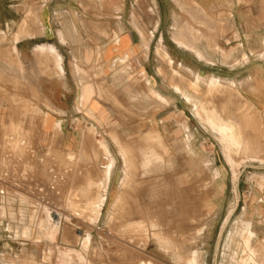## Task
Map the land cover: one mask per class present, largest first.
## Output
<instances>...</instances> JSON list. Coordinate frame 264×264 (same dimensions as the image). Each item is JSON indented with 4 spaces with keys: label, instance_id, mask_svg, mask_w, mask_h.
<instances>
[{
    "label": "crops",
    "instance_id": "1",
    "mask_svg": "<svg viewBox=\"0 0 264 264\" xmlns=\"http://www.w3.org/2000/svg\"><path fill=\"white\" fill-rule=\"evenodd\" d=\"M190 4L184 22L179 14L184 8L177 0H0V37L13 31L11 46H0V139L6 135L3 126L13 122L16 132L8 136L41 139L29 152L44 155L43 162L53 149L52 138L62 141L65 155L80 150L81 135L73 128L77 120L85 126L94 124L102 136L111 130L118 137H138L137 132L146 129L163 136L179 111L167 91L180 95L177 88L181 87L175 85L182 81L168 79L170 70L157 54L159 49L180 76L184 69L196 79L202 76L194 69L197 58L215 67L207 77L210 93L224 86L228 100L235 91L245 104L264 109V0H192ZM28 10L34 12L33 21L26 17ZM200 10L208 11L207 49L182 29L184 25L203 28L197 24ZM26 28L29 35H23ZM200 34L197 29L196 36ZM135 70L141 77L137 82L131 79ZM12 79L14 85L9 84ZM151 88L163 101L151 95ZM34 106L38 111L34 112ZM114 121L122 125L115 127ZM24 143L15 146L22 150ZM244 143L243 152H248L250 145ZM3 153L0 148V160ZM6 165L0 166L3 177L11 173ZM239 185L248 187L243 180ZM19 202L0 193V213H7V205L19 207ZM32 208L34 213H46L44 205ZM245 222L250 223L252 236L248 244L244 236L236 235ZM172 250L164 249L165 263L168 255L178 260ZM196 250L201 252L200 264H243L245 257L264 264V213H225L213 241L199 243Z\"/></svg>",
    "mask_w": 264,
    "mask_h": 264
},
{
    "label": "rangeland",
    "instance_id": "2",
    "mask_svg": "<svg viewBox=\"0 0 264 264\" xmlns=\"http://www.w3.org/2000/svg\"><path fill=\"white\" fill-rule=\"evenodd\" d=\"M177 1L184 8L179 14L183 15L185 22L190 13V9L185 8L190 7L192 0ZM33 13L32 10L26 11L29 21L34 20ZM197 17L198 26L203 28L196 27L192 30L184 25L182 29L193 37L195 43L197 38L200 46L207 49L210 38L208 11L200 10ZM197 29L201 34L196 36ZM168 31L172 30L168 27ZM12 32L6 31L7 36L0 37V46H11L12 38L9 34ZM29 34V30H24L23 35ZM19 36L17 34L15 37ZM6 53L10 55L9 48ZM157 54L168 65V79L174 82L175 77H178L182 81L181 85H175L181 87L177 88L180 95L172 90L167 91L171 101L175 99L177 102L179 111H176L178 115L173 116L176 120L168 123L167 132L162 133L163 136L154 130L147 132V129L138 131V137H118L111 130L102 136L98 135L94 124L88 123L85 126L83 121L77 120L73 123V128L81 135L77 139L80 150L72 152L73 155H65L62 141L55 138L50 143L53 148L51 153L41 162L44 155L34 156L29 152L31 146L36 147L41 139L20 138L26 142L23 144L26 147L21 150L15 145L22 141L8 136V133L14 134L17 127L13 122L3 126L6 135L0 139V148L4 151L0 166H11L10 175L13 176L1 187L6 188L9 196L19 198L20 206L7 205V213H0V264H57L59 258L65 259L66 264H137L146 259H151L155 264H191L195 252L201 257V252L196 250L198 244L213 241L215 228L224 224L225 213H264V185H261L264 179V109L250 103L245 104V100L235 91L228 100V89L224 86H219L210 93L207 77L215 68L211 64L196 58L194 69L204 77L200 80L194 77L193 72L185 69L180 76L173 71L172 63L163 57L162 49ZM219 70L223 74V69ZM140 78L135 70L131 76L132 81L137 82ZM147 79L145 76L144 81ZM192 81L196 89H193ZM9 84L14 85L15 81L12 79ZM185 90H190L203 100L199 113L202 119L195 112L200 121L195 117L191 101L186 100L182 94ZM153 91L151 88L153 97L163 99ZM34 110L38 111L36 106ZM34 114L37 116L38 113ZM89 115L95 118L94 115ZM210 121L230 125L229 133L226 131L230 136L226 138L233 165L223 149L221 134L208 123ZM112 124L115 127L122 125L118 121ZM208 128L215 131L218 137ZM244 140L250 145L248 152H243L246 150ZM101 146L110 151L115 159V166L109 187L102 193L105 199L100 215L92 222L90 220L96 213L93 207L95 196L99 195L98 181L102 174L99 168V160L103 154L99 150ZM122 151L129 160L127 169ZM160 151L168 163L141 176V163L146 165L148 154H157ZM51 166L55 167H52V174L48 172ZM125 171L129 172V179L127 176L123 177ZM0 177L2 178L1 175ZM241 180L248 187H241ZM31 194L39 199L36 202L31 201ZM21 197L24 202L29 200L25 205L29 209L39 204L40 208L44 205L45 209L50 208L59 213L61 223L54 240L45 239L49 227L45 213H34L31 221L30 213L23 215L16 212L25 207ZM13 201L15 200L11 202ZM30 202L38 204L30 207ZM137 220L143 221L141 231L126 230L130 221ZM246 223L249 227H242L243 230L236 235L244 236L245 242L250 243V223L245 222L243 225ZM29 224L32 229L30 235H26L24 227ZM160 232L164 236L163 243L154 235ZM87 237L90 241L85 246L84 240ZM165 248L177 252L179 261L168 255L165 263ZM250 252L256 256L255 250ZM231 259L235 260L234 257ZM253 263L255 262L251 258L245 257L243 260V264Z\"/></svg>",
    "mask_w": 264,
    "mask_h": 264
},
{
    "label": "bare ground",
    "instance_id": "3",
    "mask_svg": "<svg viewBox=\"0 0 264 264\" xmlns=\"http://www.w3.org/2000/svg\"><path fill=\"white\" fill-rule=\"evenodd\" d=\"M37 18V17H36ZM23 25H25V24H23ZM27 29V28H26ZM29 29V28H28ZM20 35V34H19ZM16 39L15 40H17V38L18 37H15ZM183 42V41H182ZM184 43V42H183ZM184 46H186V45H184ZM188 46V45H187ZM190 48V47H189ZM192 48V47H191ZM42 49V48H41ZM43 49H45L46 50V48L45 47H43ZM48 50H50L49 48H47ZM194 50V49H193ZM54 51V50H53ZM46 53V52H45ZM51 53V52H50ZM201 55V54H200ZM51 56V55H50ZM54 57H56L55 55H54ZM164 57V56H163ZM166 57V56H165ZM164 57V58H165ZM54 59H56V58H54ZM53 59V60H54ZM56 60H58V59H56ZM57 62V61H56ZM53 68V67H52ZM59 68V67H58ZM119 72V71H118ZM198 78H200V79H202L203 77L202 76H198ZM213 79V78H212ZM216 82V81H215ZM192 84H193V89H196L197 87H195L194 86V83H193V81L191 82ZM192 84H191V87H192ZM185 87V86H184ZM188 87H190V85L188 86ZM199 90V89H198ZM191 91H192V89H191ZM140 92V91H139ZM155 92V91H154ZM156 94V93H155ZM183 95H184V97L186 98V100H189V101H193V105H194V107H195V112H196V114L199 116V118H200V115H199V113H200V107H201V105L203 104V100L200 98V97H198L197 95H194V94H192L191 92H190V90L188 91H184L183 93H182ZM156 97V96H155ZM51 106V105H50ZM204 107V106H203ZM202 109V108H201ZM205 110V109H204ZM203 110V111H204ZM205 112V111H204ZM207 112V111H206ZM200 119H202V118H200ZM208 121H209V119H207ZM234 120V119H233ZM211 126H213L214 128H215V130L216 131H218V133L219 134H221L220 136H221V138H222V145H223V149H224V151L226 152L225 154H227V157H228V160L230 161V163L233 165V159H232V156L230 155V149H229V142H228V139L226 138L227 136H230V135H227V133H226V131L228 132V130H229V127H230V125L228 124V125H225V124H216V123H213V121H212V123H211V121L210 122H208ZM234 127H235V125H234ZM233 129V128H232ZM230 130H231V128H230ZM221 132V133H220ZM232 132H234V131H232ZM229 133V132H228ZM231 134V133H230ZM233 135H236V134H233ZM150 137H152V135L150 136ZM154 137H157V136H154ZM234 137H236V136H234ZM53 139V138H52ZM235 139V138H234ZM238 140V139H237ZM236 140V141H237ZM99 144H101V143H99ZM240 144V143H239ZM19 145V144H18ZM98 145V144H97ZM233 145H234V143H233ZM98 147H99V145H98ZM98 147H97V149H98ZM234 147V146H233ZM238 147H240V146H238ZM101 149H99V150H101L102 152H103V154L101 155V157H100V160H99V168L100 169H102L101 170V175H100V180L98 181L99 182V191H98V193H99V195L97 196H95L96 197V199H95V203H94V208H95V211L94 212H96V213H94L93 214V218L90 220V221H92V222H94V220L100 215V210H101V205L103 204V202H104V199H105V197L103 196V192H105L107 189H108V187H109V183H110V179H111V175H112V171H113V168H114V166H115V159H114V157L111 155V153H110V151H108V149L104 146V147H100ZM119 148H121V147H119ZM236 148V147H235ZM163 149V148H162ZM94 151V150H93ZM122 153H123V151H122ZM97 154V153H96ZM95 154V155H96ZM172 155V154H171ZM123 156H124V163H125V168L127 169V166H128V164H129V160L127 159V157H126V155H124V153H123ZM131 162V161H130ZM165 163H168L167 161H166V159H165V157L163 156V154H162V152L160 151L159 153H157V154H152V155H150V154H148V163L146 164V165H143L142 163H141V173H140V175L141 176H145V175H147L148 173H150L152 170H153V168H155L156 169V167H159V166H163ZM95 167V166H94ZM129 168V167H128ZM132 170V169H131ZM96 171V170H95ZM88 172V171H87ZM128 172V171H127ZM127 172L125 171L124 172V176L123 177H126L127 176ZM129 173V172H128ZM128 177V176H127ZM128 179H129V177H128ZM132 179V178H131ZM89 181H91V180H89ZM93 182V181H92ZM91 183V182H90ZM122 183H123V181H122ZM94 184V183H93ZM127 184V183H126ZM89 185V184H88ZM95 185V184H94ZM124 185H125V183H124ZM123 185V186H124ZM129 185V184H128ZM34 186V185H33ZM89 186H91V185H89ZM27 187V186H26ZM92 187V186H91ZM90 188V187H89ZM96 188H98V187H96ZM126 189V188H125ZM96 190V189H95ZM87 191H89V189H87ZM92 193V192H91ZM96 193V192H95ZM118 197H120V196H118ZM124 198V197H123ZM117 199H119L120 200V198H117ZM21 200L24 202V200H23V198L21 197ZM118 200V201H119ZM122 200V199H121ZM67 201V200H66ZM29 202V200H26L25 202H24V206L27 204ZM32 203V202H31ZM92 203V202H91ZM121 203V202H120ZM123 203V202H122ZM35 204H38V203H35ZM112 204H114V202L112 203ZM116 204H118L119 205V202H116ZM39 205V204H38ZM113 206V205H112ZM122 206V205H121ZM157 206V205H156ZM92 207V208H93ZM40 208V207H39ZM59 209V208H58ZM62 209V208H61ZM61 209H59V210H61ZM90 209H91V206H90ZM126 209V208H125ZM30 210V212H28ZM34 210V209H33ZM32 212V213H31ZM45 214H46V218H45V220H46V222H47V224L49 225V227H48V235H47V237L45 238V239H48V240H54L55 238H56V236H57V234H58V232H59V228H60V223H61V217H60V215H58L57 213H55L52 209L50 210V208H46L45 209ZM133 212V211H132ZM21 213H23V215L25 214V213H30V220L32 221L33 220V217H34V211H32V208H28L27 206H25L24 208H22V210H21ZM70 214V213H69ZM68 214V215H69ZM22 215V216H23ZM120 215V214H119ZM64 217V216H63ZM66 217V219L68 220V221H70V222H72L70 219H69V217H67V216H65ZM143 220V219H142ZM149 221V220H148ZM152 221V220H151ZM84 222V221H83ZM150 222V221H149ZM153 222V221H152ZM156 222V221H155ZM73 223V222H72ZM129 223V222H128ZM127 223V224H128ZM31 224V223H30ZM28 225V226H25L24 227V231L26 232V235L28 234V235H30V232H31V229H32V224L31 225ZM126 224V225H127ZM143 224V221H141V220H137V221H134V222H131L130 221V223L127 225V227H126V230H133V231H137V232H139V231H141V225ZM151 224V222L149 223V225ZM154 224V223H153ZM151 225V226H154V225ZM157 224H158V222H157ZM63 225H65V224H63ZM67 225V224H66ZM243 229H246V228H248L249 227V224H245V225H243ZM122 228V227H121ZM158 228V227H157ZM241 230H239V232L237 231V234L238 233H240L243 229L242 228H240ZM154 235H156V237H157V240L160 242V243H163V241H162V239H163V234H161V232L157 235V234H154ZM81 238V237H80ZM84 240V239H83ZM164 240V239H163ZM89 241H90V239H89V237H87V238H85V240H84V242H85V246H87L88 244H89ZM167 246H168V244H167ZM84 247V246H83ZM181 256V255H180ZM180 256H179V258H180ZM190 258V257H189ZM192 262H191V264H199L200 262H201V257L198 255V253L197 252H195L194 253V255L192 256ZM57 264H66L65 263V259H61V258H59L58 259V261H57ZM137 264H155L154 263V261H152L151 259H146V260H141L139 263H137ZM254 264V263H253Z\"/></svg>",
    "mask_w": 264,
    "mask_h": 264
},
{
    "label": "built area",
    "instance_id": "4",
    "mask_svg": "<svg viewBox=\"0 0 264 264\" xmlns=\"http://www.w3.org/2000/svg\"><path fill=\"white\" fill-rule=\"evenodd\" d=\"M16 172H17V170H16ZM12 176L13 175L12 174L10 175V173H9L7 175H4V177L2 176V178L0 177V193L1 194H5L7 192L6 188L1 187V185L4 186L7 183V180H10ZM31 189H33V188H31ZM31 197L32 198H30V200L34 202V194H31Z\"/></svg>",
    "mask_w": 264,
    "mask_h": 264
}]
</instances>
